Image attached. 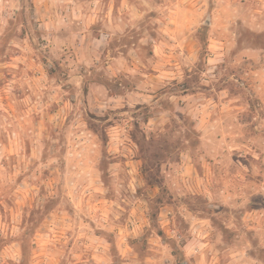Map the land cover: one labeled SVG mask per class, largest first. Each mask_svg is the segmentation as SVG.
Wrapping results in <instances>:
<instances>
[{"label": "rangeland", "instance_id": "rangeland-1", "mask_svg": "<svg viewBox=\"0 0 264 264\" xmlns=\"http://www.w3.org/2000/svg\"><path fill=\"white\" fill-rule=\"evenodd\" d=\"M112 1L0 0V264H264V0Z\"/></svg>", "mask_w": 264, "mask_h": 264}, {"label": "crops", "instance_id": "crops-1", "mask_svg": "<svg viewBox=\"0 0 264 264\" xmlns=\"http://www.w3.org/2000/svg\"><path fill=\"white\" fill-rule=\"evenodd\" d=\"M109 1H111V2H113L112 0H109ZM124 1V0H123ZM95 4V3H94ZM110 4L111 3H108L107 4V11H108V9H110L111 7H112V5H111V7H110ZM97 5V4H96ZM69 6V8H74L75 9V5H74V7H72V5L70 4V5H68ZM93 6H95V5H93V2H91V3H85V2H83V3H81V4H79V8L81 9V12H79V14H78V19H76V20H78L77 22H75V28L73 29V36H75V38L78 36V38L81 40V41H83V42H85L84 44H85V48H86V51L85 52H87V53H89V51H91L92 52V50L93 51H97L98 50V47L100 48V46H102L103 45V43L104 42H106V40H105V37L106 36H109V29L110 28H112L113 27V25L114 24H112V23H114V19H115V17L113 16V13H111V12H106V14H105V22H107L108 21V19L110 20L109 22H110V27H109V25L107 24V26L105 27L106 28V30L107 31H104V30H101L100 31V33H99V36H94V35H92V34H90L89 32H87V33H85L84 32V29H86V25H85V22H87L88 20H90L92 17H91V15H92V13H90L89 12V10L93 7ZM109 6V7H108ZM127 6V4L126 3H124V2H121V8H123V7H126ZM95 8H96V6H95ZM80 9H79V11H80ZM82 9H83V11H82ZM87 19V20H86ZM87 24V23H86ZM89 24V23H88ZM73 26V25H72ZM115 26H117V24L115 25ZM68 28V27H67ZM69 31H71V29H68ZM76 31V32H75ZM250 53L251 54H255L256 55V57H258V59H261V58H264V50H262V52H257L256 53V51H254L253 49L251 50L250 49ZM89 55H90V53H89ZM112 57V56H111ZM112 59H115V57H112ZM111 65L114 67V68H116V66H117V63H114L113 61L111 62ZM108 66H110L109 64H108ZM263 88H264V85H261ZM179 238V237H178Z\"/></svg>", "mask_w": 264, "mask_h": 264}, {"label": "trees", "instance_id": "trees-1", "mask_svg": "<svg viewBox=\"0 0 264 264\" xmlns=\"http://www.w3.org/2000/svg\"><path fill=\"white\" fill-rule=\"evenodd\" d=\"M149 183H152V182H149Z\"/></svg>", "mask_w": 264, "mask_h": 264}]
</instances>
